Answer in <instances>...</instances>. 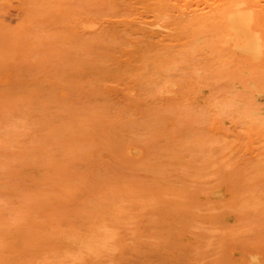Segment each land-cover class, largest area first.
Segmentation results:
<instances>
[{
    "label": "rangeland",
    "instance_id": "374dc122",
    "mask_svg": "<svg viewBox=\"0 0 264 264\" xmlns=\"http://www.w3.org/2000/svg\"><path fill=\"white\" fill-rule=\"evenodd\" d=\"M234 1L0 0V264H264V0Z\"/></svg>",
    "mask_w": 264,
    "mask_h": 264
},
{
    "label": "bare ground",
    "instance_id": "6f19581e",
    "mask_svg": "<svg viewBox=\"0 0 264 264\" xmlns=\"http://www.w3.org/2000/svg\"><path fill=\"white\" fill-rule=\"evenodd\" d=\"M234 1V0H233ZM236 1H234V4ZM245 3V2H244ZM246 6L250 4H245ZM234 6V5H232ZM242 7V6H240ZM239 7V3L236 4V9L233 10L232 12H224L225 20H226V25H225V30L223 32V40H227L230 37L236 38L237 42H239V46L247 52H252L258 48V43L255 34H253L249 30V25H250V16L247 14L246 11L242 10V8ZM247 8V7H246ZM249 8V7H248ZM251 9V8H249ZM252 10V9H251ZM225 11V10H224ZM253 11V10H252ZM251 11V12H252ZM226 13V14H225ZM251 14V13H250ZM252 15V14H251ZM252 18V17H251ZM255 19V18H253ZM256 20V19H255ZM253 22V21H252ZM251 28V27H250ZM256 31V30H255ZM222 36V35H221ZM222 42V41H221ZM260 42V41H259ZM220 43V42H218ZM229 43V42H228ZM227 44V43H226ZM232 44V43H231ZM228 45V44H227ZM260 45V44H259ZM224 46V45H223ZM261 46V45H260ZM262 47V46H261ZM264 47V46H263ZM260 49V48H259ZM264 49V48H263ZM139 52V51H138ZM147 55V54H146ZM249 55V54H248ZM149 57V56H148ZM246 100V99H245ZM248 103V102H247ZM246 104V103H245ZM250 104L248 103L247 106ZM242 108H245L244 106ZM260 112V111H259ZM257 113V112H256ZM254 113V114H256ZM83 239V238H81ZM79 240V239H78ZM86 240V239H85ZM84 240V241H85ZM81 242V241H80ZM89 244V240H87ZM92 242V241H91ZM94 243V242H93ZM92 243V244H93ZM82 244V243H81ZM86 244V243H84ZM86 244V245H88ZM91 244V243H90ZM85 245V246H86ZM84 246V245H83ZM90 247L89 245L87 248ZM94 247V245H93ZM91 246L90 249L93 248ZM93 250V249H92ZM75 260V259H74ZM71 261V260H70Z\"/></svg>",
    "mask_w": 264,
    "mask_h": 264
}]
</instances>
